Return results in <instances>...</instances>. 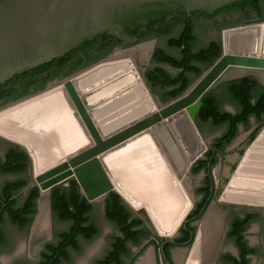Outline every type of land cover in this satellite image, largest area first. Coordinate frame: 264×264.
Listing matches in <instances>:
<instances>
[{
  "label": "water",
  "instance_id": "1",
  "mask_svg": "<svg viewBox=\"0 0 264 264\" xmlns=\"http://www.w3.org/2000/svg\"><path fill=\"white\" fill-rule=\"evenodd\" d=\"M238 1L244 0H0V85L62 57L98 35L108 33L124 45H130L137 41L136 35L144 26L167 22L174 11L188 15L196 11L212 14ZM259 27L263 29L260 48L255 42L248 47L240 46L248 36L246 33ZM220 44V57L203 70L182 96L167 104H161L153 96L155 105L146 110L128 108V104L122 101L137 86L146 94L143 76L132 57L135 53L133 47L118 50L66 79L52 82V86H63L74 117L88 137L89 144L66 157L60 169L67 168L70 175L51 184L45 193L40 180L35 179L34 185L39 189L36 205L44 197L50 212V190L54 186L65 187L70 180H76L80 193L91 204L104 200L110 192L117 193L125 206L156 235L146 211L143 208L132 209L115 189L103 158L136 136L159 129L165 120L172 119L186 108L191 129L201 141L200 150L189 158L191 168L208 148L195 125L204 94L214 91L220 83L243 77H253L264 85V22L224 30ZM148 45L152 44L146 43L138 48L145 50ZM38 94L2 105L0 109ZM0 140L27 152L21 144L2 136ZM250 189L264 192V126L241 156L221 200L249 205L238 200L243 198L231 200L227 197L228 193L245 196V190ZM258 207L264 209V204ZM163 237L166 241L161 249L166 258L164 246L169 241L168 237ZM43 244L44 241L40 246ZM167 263L170 264L169 261Z\"/></svg>",
  "mask_w": 264,
  "mask_h": 264
},
{
  "label": "trees",
  "instance_id": "2",
  "mask_svg": "<svg viewBox=\"0 0 264 264\" xmlns=\"http://www.w3.org/2000/svg\"><path fill=\"white\" fill-rule=\"evenodd\" d=\"M215 16H227L223 25L218 29L233 28L264 22V0H244L226 5L212 14L196 11L188 14L174 11L171 19L154 26H144L137 35V43L151 39H163L166 48L174 51L173 55L165 49L156 48L152 54V68L144 73V79L151 90L162 103L173 101L182 96L193 80L200 77L203 70L210 67L221 55L219 41H211L206 46L198 47V38L195 35V21L209 20ZM235 17V18H234ZM114 47L125 48L121 40L113 35L104 33L91 41H85L77 48L72 49L60 58L41 65L14 78L21 79L30 74L46 75L38 90H43L48 83L68 78L69 76L106 58ZM167 68L174 72L171 74ZM12 78V79H14ZM4 84L0 85V104L14 101L18 95L4 94ZM223 91L227 99L234 103L237 111L234 113L223 111L218 95L211 91L204 94L196 119L202 124L212 127L225 126L221 137L211 144L212 148L223 149L238 136L240 126L249 128L250 119L254 118L259 124L253 134L264 126V88L253 77H243L223 84ZM253 136V135H252ZM251 136V137H252ZM211 151V150H210ZM210 153V152H209ZM208 161L200 159L194 165L192 172L205 168ZM215 160L211 163V166ZM30 159L24 150L12 145L0 155V175L21 176L29 168ZM27 189L26 197L20 203L17 195ZM39 198L37 186L30 185L24 178L6 181L0 188V248L9 244L4 231V224L24 230L30 226L36 213V203ZM51 211L58 222L68 223L69 228L56 234L55 243H46L40 254L38 264H63L70 261V252L80 250V239L91 240L99 233L98 227L91 221L92 204L80 193L76 180H70L65 187L54 186L50 190ZM104 215L106 221L112 225L117 234L111 237L109 249L95 264H125L124 259L130 257L128 244L139 245L150 234L142 228V220L133 217L125 206L121 197L110 192L104 201ZM256 214H248L245 219H236L229 237L235 240L238 256L226 255L222 259L226 264H249L250 255L256 252L255 248L247 245L243 238L247 224L255 220ZM27 264V263H17Z\"/></svg>",
  "mask_w": 264,
  "mask_h": 264
},
{
  "label": "bare ground",
  "instance_id": "3",
  "mask_svg": "<svg viewBox=\"0 0 264 264\" xmlns=\"http://www.w3.org/2000/svg\"><path fill=\"white\" fill-rule=\"evenodd\" d=\"M262 34V27L253 29L246 33L248 36L240 46L248 47L255 42L259 49ZM225 48L228 49L226 45ZM122 101L128 108L141 110L155 105L147 88L144 94L139 86L129 91ZM187 116L184 108L182 113L165 120L156 132L149 130L140 134L103 158L115 189L132 209L146 211L159 236L172 237L191 205L180 200L178 180L189 175V158L200 150L201 141L192 131ZM0 136L26 148L42 192L70 175L67 168L60 169L64 160L89 144L61 85L51 86L41 94L0 109ZM182 184L185 185L184 180ZM245 193V196L228 193L227 198H243L238 200L253 206L264 204V192L250 189ZM138 194L156 203L153 206L157 216L146 200L136 199ZM209 221L208 215L201 223L187 264L209 263L207 258L211 257L214 237L211 228L208 231ZM138 264H154L152 254L146 253Z\"/></svg>",
  "mask_w": 264,
  "mask_h": 264
},
{
  "label": "flooded vegetation",
  "instance_id": "4",
  "mask_svg": "<svg viewBox=\"0 0 264 264\" xmlns=\"http://www.w3.org/2000/svg\"><path fill=\"white\" fill-rule=\"evenodd\" d=\"M188 18H190V14L188 15ZM224 20L228 21L230 19L227 16H215L214 18L209 19V20H197L195 21L194 24H195V28L200 25H205L212 33L221 36L222 31L229 29V28H224L221 30L218 29V24L223 25ZM197 38H198V47H199L200 38L198 36ZM151 40H154L155 42H158V41L163 42L166 46V41L163 39L154 38ZM148 41L150 40H147L141 43H137L136 41L133 44L127 45V47L125 48L114 47L112 52L108 56L114 54L118 50H125V49H129L133 47L135 48V53L132 56L134 59L135 54L140 52L138 47L140 45L145 44ZM211 41H209L208 43H210ZM216 41L220 42V40H216ZM167 71H168V68H167ZM168 72L170 73V71ZM45 76L46 75L41 76L36 73L35 74L32 73L30 75H26L25 77H21V79H17V78L12 79V81H9L6 85H4V87L2 88V91L5 92L4 94L13 93V91H15V93L18 95L19 98H17L14 101H7L4 104H0V106L9 104L15 101H19L21 99L30 97L32 95L38 94L39 92L43 91L49 85V83L46 85V87L43 90H38L39 89L38 87L43 83L44 79L46 78ZM261 86L264 88V85L261 84ZM221 108H222V105H221ZM251 119L255 121V125L251 127L249 130L246 145L242 148H239L236 151V159L238 161L240 160V157L243 155L245 147L248 148L250 146L254 138L257 136L259 131L262 129L261 127L260 130L256 134H253L258 128L259 124L256 122L254 118H251ZM222 127H224V131H225V126H222ZM221 135L216 138L221 137ZM238 135H239V129H238ZM216 138H214L211 142L204 140L208 144L207 145L208 148L198 160L203 159L205 161H208L205 168H201L199 169L197 173H193L192 169L194 165L196 164V162L198 161L197 160L191 166L189 175H185L184 178L182 179V181L183 180L185 181V185L182 184L181 180H178L180 181L181 186L185 188V190L187 191V194L189 197L188 203L191 205H190L188 212L181 220L175 234L172 237H168L167 239L169 242L166 243V245L164 246V254L166 258L163 257V253L161 249V245L166 241V238L163 236H159L157 234L155 235L151 233L150 230L147 228V226L143 224V222H142L141 227L146 229L150 235L146 239H143L139 245H134V244L129 243L128 249H129V246L131 245L140 246L141 244L149 242L151 243L150 246H152V252L154 255V264H168L167 261H169L170 264H177L176 255L177 254L180 255V258H182L184 254L186 253L188 254V257L187 255H185L186 257L185 264H187L191 251L197 241L199 227L201 223L203 222V220L206 218V216L209 215L210 217L209 223L211 224L209 226L208 231L212 230L214 233L213 242L211 245V253H210L211 264H214L217 260L222 264H226L222 259L224 256L230 255V256L237 257L238 252H239L235 244V240L232 237H229L228 235L232 229L234 221L236 219H245L248 214L252 213V214H256L258 217L252 222L247 224V227L245 231L243 232V238L246 241L247 245L253 248L251 244L247 241L246 235L252 224L258 225L259 229L262 231V236H263V249H262L261 260H262V263L264 264V209L263 207L244 205V204L226 202V201L221 200V195L226 185L228 184L230 178L234 175L235 169L238 166L239 162L236 165L234 164L231 165L232 167L228 168L226 171L225 167L228 163L227 149L235 139L223 149L218 148V147L211 149V144ZM12 145L13 144L8 145L7 148ZM3 154L4 153L0 151V155H3ZM213 160H215V163L213 164V166H211V163L213 162ZM104 201L105 199L100 201L103 203V210H104ZM92 209H93V204H92ZM216 212L222 215L223 222L220 223V225L218 224V221H216L217 216H218ZM131 213L133 217H136L132 211ZM218 236L221 239L227 238L228 240H230L232 242V246L234 247L235 251L231 253L229 252L228 249H226V251L228 252L224 250H220L216 244ZM191 237H192V240H190ZM45 244L46 243H44L42 246H38L37 248L38 249L37 250V259H38L37 264L40 260V254L43 251ZM257 252L258 250L256 249V252L254 254L248 256L250 260L249 264L252 263L251 259L255 254H257Z\"/></svg>",
  "mask_w": 264,
  "mask_h": 264
},
{
  "label": "rangeland",
  "instance_id": "5",
  "mask_svg": "<svg viewBox=\"0 0 264 264\" xmlns=\"http://www.w3.org/2000/svg\"><path fill=\"white\" fill-rule=\"evenodd\" d=\"M222 34V33H221ZM195 35H197L200 38V46H205L209 41H216L221 40V36L216 35L212 33L207 26L200 25L195 28ZM148 43H151L152 45H148V47L145 50H141L140 52L136 53L134 56L135 62L138 66V68L141 71V75L144 79V72L150 68H152V54L153 51L160 47L165 50L166 46L163 42H155L154 40H150ZM145 43V44H146ZM169 53L175 55V52L171 50H167ZM171 74H174L173 71L169 70ZM195 80V79H194ZM193 80V81H194ZM144 83L145 79H144ZM223 83H220L214 90V92L218 95V97L221 100L222 104V110H225L227 112H235L237 111V107L234 103H232L229 99L226 98L224 91H223ZM53 84L49 83V85L44 89H49ZM146 87L148 88L147 84ZM148 94L151 96H157L155 93L151 92V90L147 89ZM161 104H167L162 103ZM195 125L202 135L203 139L211 142L214 138L220 136L224 132V127H212L209 124H202L197 119L195 120ZM255 125V121L253 119L250 120V126L249 128H244L241 126L239 128V135L238 137L231 143V145L227 149L228 153V163L225 167L226 171L228 168L232 167L231 165H236L240 160L238 161L236 159V151L239 148H242L246 145L248 133L251 127ZM13 130H17L14 128H11ZM22 131V130H21ZM11 143L5 140L0 141V151L4 153L5 149L8 145ZM247 150L245 147L244 152ZM17 178H24L29 181V186L31 184H36L35 182V175L33 173V166L32 161L30 160V165L27 170V172L21 176H3L0 175V188L6 181H12ZM178 188L180 191L181 201L189 202V197L187 194V191L185 188L181 186L180 181H178ZM27 189L20 192L17 197L19 198L20 203L23 202V200L26 197ZM45 193V192H44ZM133 196V195H132ZM134 197V196H133ZM135 198V197H134ZM137 200H146L147 196L143 195L142 197L138 194ZM41 202L36 205V213L32 219V223L29 227H27L24 230H20L19 228L11 225L9 222H6L3 226L6 237L8 239V246L6 248H0V264H17V263H27V264H37V248L40 246V243L44 241V243H55L56 242V234L62 231H65L69 228L68 223L58 222L53 214L52 211H48L45 199L44 197L41 198ZM149 203V206L154 210V213H156V210L153 206L154 203L151 200H146ZM165 212V211H164ZM217 213V212H216ZM218 214V213H217ZM90 219L91 221L98 227L99 233L94 236L91 240H84L80 239V250L78 252L71 251L70 252V261L63 264H95L97 260L101 259L106 251L110 247L111 237L117 234L116 229L110 225L104 215L103 210V203L100 201L93 203V209L90 213ZM216 221H218V224L223 222L222 215L218 214ZM165 223V221L163 222ZM155 227V225H154ZM247 241L251 244L253 248H256L258 250L257 254H255L251 259V264H263L261 257H262V249H263V236L262 231L259 229L257 224H252L249 228L247 235H246ZM217 247L220 250L226 251V249L229 250V252L233 253L234 247L232 246V242L228 240L227 238L221 239L218 236L217 239ZM151 243H144L140 246H129L130 250V257L126 258L124 260L125 264H138L141 261V258L144 257L146 253H150L153 256L152 252V246H150ZM228 252V251H226ZM184 256L180 258V255H176V263L177 264H185L186 257ZM185 257V258H184ZM191 257V256H190ZM189 257V259H190ZM157 259V257H156ZM188 259V261H189ZM208 264H211L210 257L207 258ZM188 263V262H187ZM214 264H222L218 260Z\"/></svg>",
  "mask_w": 264,
  "mask_h": 264
}]
</instances>
